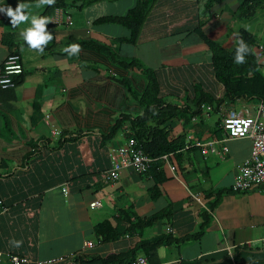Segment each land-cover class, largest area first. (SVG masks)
Returning a JSON list of instances; mask_svg holds the SVG:
<instances>
[{"label":"crops","instance_id":"crops-1","mask_svg":"<svg viewBox=\"0 0 264 264\" xmlns=\"http://www.w3.org/2000/svg\"><path fill=\"white\" fill-rule=\"evenodd\" d=\"M64 1L59 7L72 23L49 25L47 18L44 30L51 39L33 49L21 33L35 27L47 3L0 0V8L28 6L22 9L27 19L16 26L0 11V64L11 51L23 64L16 85L0 87V199L7 207L1 211L0 204V264H12L7 253L27 255L30 264L60 255L68 257L53 264H119L100 260L127 255L143 240L150 243L147 252H139L151 264H264V191L257 185L231 189L252 141L226 138L220 113L187 118L182 112L166 121L170 137L183 135L185 141L170 156L176 177L160 157L155 160L162 172L138 174L123 167L116 181L102 177L113 149L132 137L130 122L141 113L147 82L142 68L118 60L137 59L156 70L163 105L182 109L194 84L216 93L223 87L199 30L231 48L245 28L239 22L260 16L261 24L245 29L264 45V0H156L135 43L126 40V26L97 19L124 15L136 0ZM69 37L93 43L64 51ZM236 101L225 108L253 113L258 99ZM187 135L221 140L216 146L226 145L227 152L203 153L188 145ZM153 175L161 181L151 194ZM95 199L101 205L91 207ZM158 211L167 214L112 240L99 241L94 232L103 220L120 226L125 212L135 222ZM162 236L168 238L151 243Z\"/></svg>","mask_w":264,"mask_h":264},{"label":"trees","instance_id":"trees-1","mask_svg":"<svg viewBox=\"0 0 264 264\" xmlns=\"http://www.w3.org/2000/svg\"><path fill=\"white\" fill-rule=\"evenodd\" d=\"M20 1L31 2L35 0ZM92 1L95 0H87L86 2L89 3ZM155 1L156 0H136V4L130 8L126 14L119 16H103L97 20L116 22L126 26L130 30V36L126 40L135 43L150 8ZM209 3H213V0H210ZM57 6L64 7L65 1L55 0L53 4L47 3L40 16V20L46 21L47 18L49 19ZM250 8L252 10L253 6L250 5ZM241 9L242 8H240V10ZM242 11L244 12L243 9ZM245 13L248 14L247 11ZM250 14L253 15V12L251 11ZM250 14H248L247 17L251 16ZM239 17H242L240 16V11ZM49 25H51L50 22ZM238 35L239 37L233 47L226 48L221 45L220 42L209 38L204 32L199 30V36L211 51L210 65L212 73L216 81L222 84V93L217 97L216 92L208 91L204 86L202 87L201 84H194L192 86L191 95L187 97L189 103L186 101V107L182 109L169 104L163 105L165 101L162 98L163 96L160 95L161 84L156 70L144 66L137 59L122 57L118 60V62L122 63L124 66H137L138 68H142L147 79L146 85L139 97L142 107L141 113L130 122L131 135L146 154L153 158H158L165 153L173 152V154H176V152L184 148L185 141L183 135L170 137V123L167 124L166 121L174 117H179L182 112L187 114V118L191 115L193 116L201 111V103L209 104L212 111L219 114L222 107L234 103L236 99L240 97H256L257 99L264 100V64L255 56L254 50L257 45V37L254 33L245 28H240ZM69 39L71 43H69L68 46L70 44L84 46L93 43V41L77 40L72 37H69ZM240 40H242V45L240 44ZM7 43L9 46H12L11 41L7 40ZM46 46L49 47L51 45L49 44ZM241 47H243V50L239 51V55L243 57L244 62L236 63L237 52ZM21 74L22 73L14 76L15 83H17ZM120 122L119 120L117 124H120ZM156 160L151 163L147 172H152V174H155L156 171L162 172V168L158 165ZM160 181V177H155V184L150 190L151 194L158 191L156 184L159 185ZM124 214L127 216L125 220L123 218V223L120 226H114L108 220H103L94 226V232L99 241L112 240L125 233H131L136 229L135 226L141 228L152 223L157 218H162L167 213L165 211H158L146 217H136L135 222L131 221L130 214L126 212ZM202 231L203 229L197 232L195 237H198ZM165 238H168V236L156 237L151 243H159ZM147 243H150V241H139L130 249L129 254L123 256L111 255L103 260L101 259L100 262H107L109 260L114 262L117 261L119 264L129 262L135 255L140 254L139 250L143 249L147 252Z\"/></svg>","mask_w":264,"mask_h":264},{"label":"built area","instance_id":"built-area-1","mask_svg":"<svg viewBox=\"0 0 264 264\" xmlns=\"http://www.w3.org/2000/svg\"><path fill=\"white\" fill-rule=\"evenodd\" d=\"M50 23L53 25H60L63 23L71 24L72 20L69 15L65 14L62 7H55L50 16ZM255 56L264 64V45L257 43L255 47ZM264 67V66H263ZM23 64L17 52L11 51L4 61L0 64V87L10 88L16 85L14 76L22 73ZM222 90V89H221ZM216 93V96H220ZM201 113L208 115L212 108L207 103H201ZM221 127L225 132V137L251 139V150L248 157H246L237 167L234 178L231 184V189L234 191L245 190L252 185L260 186L264 191V100L258 99L254 107L253 113H239L233 108L222 107L220 109ZM218 139H193L190 135L186 136V142L189 146L199 147L203 153L216 152L223 157L227 152L226 145L217 148L216 144L220 143ZM173 152L165 153L159 157L164 159L167 167L175 175V164L170 162V156ZM114 160L111 166L107 168L102 177L108 181H116L119 178V171L123 167H129L138 174H145L150 168L151 163L155 158L146 154L143 149L137 144L134 137H130L125 144L119 145L113 149ZM1 211L7 210V207L0 199ZM91 207L101 205L99 199H95L90 203ZM88 247L93 245L92 241L86 242ZM2 252H0L1 255ZM8 259L12 264H30L32 260L27 255L7 253ZM68 256L60 255L50 257L44 260L34 261L37 264H53L60 260H66ZM120 264H151L146 255L137 254L129 262Z\"/></svg>","mask_w":264,"mask_h":264},{"label":"clouds","instance_id":"clouds-1","mask_svg":"<svg viewBox=\"0 0 264 264\" xmlns=\"http://www.w3.org/2000/svg\"><path fill=\"white\" fill-rule=\"evenodd\" d=\"M44 2L53 4L55 0H44ZM26 7L28 6L25 4H18V6L15 9H13L11 6H8L7 8H0V11L6 12L7 16L12 18L11 24L13 26H16L20 22H23L27 19V17H25L22 13V9H25ZM45 22H46L45 20L33 21V23L35 24V27L28 28L24 32L21 33V35L24 37V39L33 49H38L41 44H44L46 42V40L51 39V36L45 35V30H44ZM240 44L242 45V40H240ZM69 49H71L72 52H78L80 50V45L70 44L64 49V51H68ZM242 50H243V47H241V49H239L237 52V58L235 60L236 63L244 62L243 57L239 55V51H242ZM21 243H22L21 241H17L16 246L19 247Z\"/></svg>","mask_w":264,"mask_h":264},{"label":"rangeland","instance_id":"rangeland-1","mask_svg":"<svg viewBox=\"0 0 264 264\" xmlns=\"http://www.w3.org/2000/svg\"><path fill=\"white\" fill-rule=\"evenodd\" d=\"M259 18H261L260 16H257V17H255V19L254 20H241L240 22H239V24H238V26H240V27H245V28H247L248 30L250 29V27H251V25L253 24V26L254 25H259V24H261L262 22L259 20ZM251 30H253L254 31V29H251ZM229 46H232V45H229ZM236 103H237V101H236ZM247 104H249L248 105V108H250V109H252L253 110V108H252V105L254 104L253 103V101H251L250 102V99H247V102H246ZM252 103V104H251ZM239 105V103H237V106ZM239 113H241V114H243V113H246L245 111H241L240 110V112ZM216 119V116H215V113H212V116H211V120H215Z\"/></svg>","mask_w":264,"mask_h":264},{"label":"bare ground","instance_id":"bare-ground-1","mask_svg":"<svg viewBox=\"0 0 264 264\" xmlns=\"http://www.w3.org/2000/svg\"><path fill=\"white\" fill-rule=\"evenodd\" d=\"M18 75V74H17ZM110 182V181H109Z\"/></svg>","mask_w":264,"mask_h":264}]
</instances>
